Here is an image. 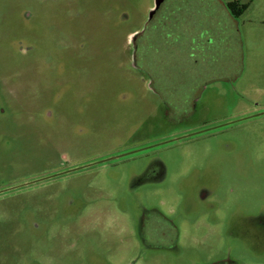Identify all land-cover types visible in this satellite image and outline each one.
I'll list each match as a JSON object with an SVG mask.
<instances>
[{
    "label": "rangeland",
    "instance_id": "374dc122",
    "mask_svg": "<svg viewBox=\"0 0 264 264\" xmlns=\"http://www.w3.org/2000/svg\"><path fill=\"white\" fill-rule=\"evenodd\" d=\"M154 4L0 0V264H264V0Z\"/></svg>",
    "mask_w": 264,
    "mask_h": 264
},
{
    "label": "flooded vegetation",
    "instance_id": "af4514ba",
    "mask_svg": "<svg viewBox=\"0 0 264 264\" xmlns=\"http://www.w3.org/2000/svg\"><path fill=\"white\" fill-rule=\"evenodd\" d=\"M164 2H165V0L162 1L161 6H162V4ZM161 6H160L159 10L156 12V14L153 16V18H152L153 20L156 17V15L158 14V12L160 11ZM226 8H227V11L231 13L230 7L226 6ZM153 9H154V7H153ZM153 9L151 11H153ZM153 20H149L148 24L150 22H152ZM140 36L141 35L134 36L132 41H131V43L133 44V48H134V58L137 57L136 55H137V52H138V40H139ZM152 90L154 91V94L159 93V95L161 97L160 100L162 102L164 101V103H165L164 106L168 108V111H169V108L170 109L173 108L174 110H177V111H182V110L185 109V112H184L185 114L186 113L187 114L193 113V111L195 110L194 108L196 107L197 102L200 100V98L202 96V94H201V90L202 89L201 88H196V87L195 88L192 87V88L186 89V92H184V93L177 92V93H172V94H169V95H165L164 93H162L160 91L158 92L157 89L156 90L152 89ZM167 96H170V98L167 99ZM208 131H210V129H208V130H196L195 132H191V133H188V134H183L182 136L173 138L171 140L170 139L166 140L165 141L166 143L164 142V143H162L160 145L179 143L182 140L193 138L195 136L204 134V133H206ZM157 146H159V145H157ZM154 147H156V146H154ZM109 160H112V159H109ZM168 227L170 228V231L175 230V226L171 225L170 223H169ZM174 234H177V232L175 231Z\"/></svg>",
    "mask_w": 264,
    "mask_h": 264
},
{
    "label": "water",
    "instance_id": "95a60500",
    "mask_svg": "<svg viewBox=\"0 0 264 264\" xmlns=\"http://www.w3.org/2000/svg\"><path fill=\"white\" fill-rule=\"evenodd\" d=\"M163 0H155L154 9L150 12L149 20H152L153 16L156 14V12L159 10L160 5ZM103 162V161H102Z\"/></svg>",
    "mask_w": 264,
    "mask_h": 264
},
{
    "label": "trees",
    "instance_id": "16d2710c",
    "mask_svg": "<svg viewBox=\"0 0 264 264\" xmlns=\"http://www.w3.org/2000/svg\"><path fill=\"white\" fill-rule=\"evenodd\" d=\"M228 6H229L230 8H233V6H232V5H230V4H229ZM243 8H244V7H241V10L239 9V10H240V12L243 10Z\"/></svg>",
    "mask_w": 264,
    "mask_h": 264
}]
</instances>
